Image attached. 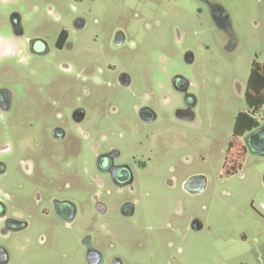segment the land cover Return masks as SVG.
Returning a JSON list of instances; mask_svg holds the SVG:
<instances>
[{
	"label": "rangeland",
	"instance_id": "rangeland-1",
	"mask_svg": "<svg viewBox=\"0 0 264 264\" xmlns=\"http://www.w3.org/2000/svg\"><path fill=\"white\" fill-rule=\"evenodd\" d=\"M210 1L221 4L230 17L233 48L206 2L198 0H31L20 6L27 31L40 16L32 11V3L43 11L50 3L60 14L72 43L62 58L75 65L85 60L88 70L115 65L131 78L128 87H121L114 81L115 73L106 70L105 82L96 89L89 85L91 92L81 99L90 108V123L84 128L96 140L105 134L127 156L137 154L145 163L129 194L137 201L132 221L113 218L110 240L123 264H264V229L258 230L257 243L239 240L242 230L251 232V219L264 216V155L246 150L237 168L229 174L223 169L229 143L241 140L232 128L236 114L247 109L244 89L251 63L255 59L264 64V0ZM75 16L85 19L82 29L74 30ZM47 19L39 28L51 35L59 24ZM1 28L7 29L4 24ZM117 28L125 34L120 48L111 39ZM186 49L193 53L191 63L184 60ZM36 73L31 81H42L44 90L32 88L36 97L19 101L25 106L0 116V145L12 146L3 155L7 172L0 189L13 196L9 206L17 200L26 208L25 216L34 207L31 193L36 186L57 194L55 185L68 184V193L85 184L83 168L90 164H84L83 150L76 153L77 128L68 121L67 103L80 102L81 70L64 74L50 63ZM174 73L191 83V121L174 116L180 97L170 83ZM142 104L151 105L157 115L149 125L136 114ZM263 108L255 115L261 127ZM59 121L74 132L62 144L48 137V123ZM84 154L88 161V150ZM25 163L30 176L24 173ZM192 173L208 179L204 191L193 195L180 188V180ZM207 214L209 230L206 225L197 231L189 227L192 217L204 223ZM39 216L28 217L31 226L23 232L0 235V245L10 254L6 264H85L79 245L82 225L47 226Z\"/></svg>",
	"mask_w": 264,
	"mask_h": 264
},
{
	"label": "flooded vegetation",
	"instance_id": "flooded-vegetation-1",
	"mask_svg": "<svg viewBox=\"0 0 264 264\" xmlns=\"http://www.w3.org/2000/svg\"><path fill=\"white\" fill-rule=\"evenodd\" d=\"M30 1L0 0V29H2L3 24L7 27L4 32L0 30V116L11 115L13 107L25 106V104H18L19 101L27 103L28 99L36 97L38 94L32 93V88L35 90L43 89L42 81H38L35 85L31 81L35 79L36 71L40 66L46 68L50 67V63H53V66L64 74L81 70L83 78L81 82H78L81 90L80 102L67 103L69 104L67 106L68 121L77 128L79 146L76 153L83 150L81 157L84 159V164L86 166L88 162L90 164L89 167L83 168L85 173L83 182L85 184L71 189L68 193L64 192L71 188L68 184L59 183L55 185L57 194L48 192L46 186H36L37 188L33 189L31 193L34 207L31 208L28 216L24 215L26 208L16 204L18 203L17 200L15 204L9 206L8 204L13 203L11 200L13 196L0 189V235L8 237L11 234H18L29 229L31 224L28 217L37 215L43 218L47 226L62 222L65 227L72 228L73 225L80 224L83 234H81L79 245L83 249L85 264H105V262L123 264L121 257L117 254L116 245L110 240L113 231L112 225L115 223L113 218L118 216L125 221H132L136 212L137 201L131 198L129 194L134 193L137 172L146 168L145 163L137 157V154L127 156L123 149L118 144L109 141V137L105 134H102L100 140H96L94 133L84 128L86 124L90 123V108L81 103V99L91 92L89 85L95 86L96 89L97 84L105 82L104 72L106 70L115 73L114 81L121 87H128L131 78L127 71L118 70L115 65L108 64L106 67L103 66L104 64L94 65L91 70H88L84 65L87 63L85 60L75 65L68 58H62V52L72 49L69 30L65 26H61V16L50 3L44 5V12L37 8L38 4L35 2L31 5L32 11L34 13L39 12L40 16L33 23L31 29L27 31L24 24L26 17L20 6L22 4L28 5ZM198 1L206 2L215 25L227 35L228 46L233 48L231 20L226 9L215 1ZM49 17L59 24L57 31L55 29L51 35L39 28V26L46 24ZM85 25V19L81 16H75L72 20L74 30L82 29ZM111 39L114 47H122L125 42L124 31L120 28L114 29L111 33ZM184 60L187 63H191L193 60V53L190 49L185 50ZM103 75L104 80L102 77L100 78ZM170 83L180 96L179 103L174 110V116L179 120L191 121L194 117L192 107L195 104V97L190 91L189 79L181 73H174L170 77ZM247 88L246 81L244 95ZM63 106L65 107L66 104ZM136 114L139 120L146 125L152 123L157 116L151 105L147 104L137 106ZM7 120L9 119L6 118L4 121L7 122ZM48 124V137L52 142L62 144L67 138L74 137L73 130L64 121ZM260 127L258 125L236 136L241 139L244 151L250 150L247 142L253 132ZM11 149L12 146L9 142L0 145V181L7 172V162L3 155L8 154ZM86 150H88V161L84 154ZM235 155L236 161L230 162L224 171L226 174L237 168L238 163L242 160L241 151L236 152ZM24 173L27 176L32 173L28 163L24 165ZM239 176H242L240 172ZM207 182L208 179L203 174L192 173L180 180V188L187 194H198L204 191ZM174 185L172 183V186ZM250 205L252 208L253 204L250 203ZM256 217L259 221L251 219L253 222L251 232L248 233L246 230L240 232L239 240L241 242L257 243L259 240L258 230L264 229V216L258 214ZM38 220L41 219L38 218ZM210 220L209 214H207L204 223L199 218L192 217L189 227L197 231L206 225L207 230H209L211 228ZM40 240V242H44L43 237ZM237 255L240 256L241 254ZM9 257L8 249L0 245V264H6ZM241 264L248 263L241 261Z\"/></svg>",
	"mask_w": 264,
	"mask_h": 264
},
{
	"label": "trees",
	"instance_id": "trees-1",
	"mask_svg": "<svg viewBox=\"0 0 264 264\" xmlns=\"http://www.w3.org/2000/svg\"><path fill=\"white\" fill-rule=\"evenodd\" d=\"M247 91L244 95L248 109L239 111L234 119L233 136L242 134L245 130L257 127L258 118L255 116L264 107V64L253 60L247 78ZM264 109V108H263ZM243 154L244 147L241 141L232 140L229 143L228 155L225 158L224 171L230 165V162L236 161V152ZM233 165V164H232ZM240 165L238 163L237 167Z\"/></svg>",
	"mask_w": 264,
	"mask_h": 264
},
{
	"label": "water",
	"instance_id": "water-1",
	"mask_svg": "<svg viewBox=\"0 0 264 264\" xmlns=\"http://www.w3.org/2000/svg\"><path fill=\"white\" fill-rule=\"evenodd\" d=\"M247 144L250 150L264 154V127L255 130Z\"/></svg>",
	"mask_w": 264,
	"mask_h": 264
}]
</instances>
